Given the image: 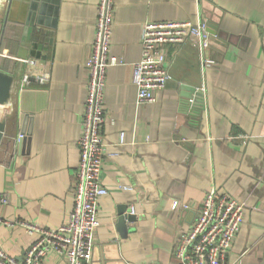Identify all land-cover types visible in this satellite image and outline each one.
Returning <instances> with one entry per match:
<instances>
[{"label": "crops", "instance_id": "obj_1", "mask_svg": "<svg viewBox=\"0 0 264 264\" xmlns=\"http://www.w3.org/2000/svg\"><path fill=\"white\" fill-rule=\"evenodd\" d=\"M29 2L0 4V71L14 78L0 105V194L10 200L0 213L55 229L74 209L99 0H60L55 27L29 24ZM183 20L206 23L208 46H167L173 80L140 104L132 73L144 23ZM110 53L122 63L106 76L108 193L90 264H177L178 238L212 189L244 206L227 264H264V0H115ZM120 214L134 216L124 229ZM34 239L0 225V248L19 260Z\"/></svg>", "mask_w": 264, "mask_h": 264}, {"label": "built area", "instance_id": "obj_2", "mask_svg": "<svg viewBox=\"0 0 264 264\" xmlns=\"http://www.w3.org/2000/svg\"><path fill=\"white\" fill-rule=\"evenodd\" d=\"M6 1L0 0V4ZM114 2L99 0L95 40L85 63L89 80L83 132L78 141L80 161L73 183L74 209L65 223L55 229L28 222L20 224L5 219L0 213V225L8 228L22 225L29 235L35 236L20 260L0 248V264H46L51 254L62 256L65 264H90L95 233L100 226L98 203L108 193L101 181L106 154L103 137L106 76L109 67L122 63L110 53ZM209 37L204 22L144 23L142 57L133 64L132 73V83L138 90L137 101L140 104L155 103V92L173 80L167 46L192 40L200 47H207ZM46 80L45 76L38 78L41 83ZM22 83L30 84L31 77L24 76ZM22 137L20 134L19 140ZM9 203V198L0 194V206ZM243 218L244 206L236 198L220 194L215 189L208 191L197 219L178 238L175 251L177 264H227Z\"/></svg>", "mask_w": 264, "mask_h": 264}, {"label": "water", "instance_id": "obj_3", "mask_svg": "<svg viewBox=\"0 0 264 264\" xmlns=\"http://www.w3.org/2000/svg\"><path fill=\"white\" fill-rule=\"evenodd\" d=\"M60 0H30L28 10V23H37L39 26L55 27L57 23L58 4ZM14 78L12 75L0 71V105L6 104L11 96V89ZM194 93L196 92L193 90ZM5 123L0 121V142L3 135ZM23 137L19 142H27L28 134L22 133ZM22 146V145H20ZM119 224L124 229L126 221H132L133 215L120 214ZM126 229V228H125ZM127 233V230H126Z\"/></svg>", "mask_w": 264, "mask_h": 264}]
</instances>
